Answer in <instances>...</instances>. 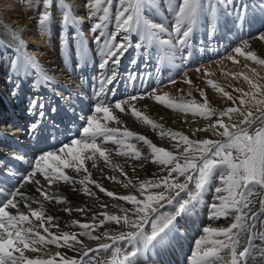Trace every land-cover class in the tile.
<instances>
[{"label":"snow or ice","instance_id":"snow-or-ice-1","mask_svg":"<svg viewBox=\"0 0 264 264\" xmlns=\"http://www.w3.org/2000/svg\"><path fill=\"white\" fill-rule=\"evenodd\" d=\"M56 2L59 3V0ZM114 3V29L112 32H106L111 19L109 13ZM232 3L233 0H164V9L171 16L169 21L168 17L163 16L164 10L159 8L157 0H85L87 14L94 20L90 29L95 34L93 43L100 45L98 54L101 56V62L98 68L101 73L93 93L97 100L94 107L89 108V114L81 117L83 124L74 134L67 135L64 142L55 146V150L38 148L32 160L28 161L29 167L24 169V175L20 176V183L8 192L0 191V264H56L54 259H31L24 254L25 251L37 252L36 245L45 249L48 245L68 248L80 256L79 259L68 258L57 252L56 256L60 257L59 264H88L93 258L90 253H99L102 250L107 252L113 245L116 247L112 264H139L140 261L148 264L153 251L162 250L171 237L181 234L184 218L190 215L202 194L209 189L213 192V200L208 204L210 219L232 217V222L224 228L205 226L188 257V264H249V260L264 264V248H256L251 243L257 235L256 223L259 217L264 215V211L251 212L253 197L257 196L254 189L264 190V84L259 82L264 77H260L256 68L250 69V75L233 74L242 76L251 89L245 92L243 89L234 88L235 92L241 93L239 97L225 91L211 78L206 79L207 85L232 101L233 106L223 111L211 108L206 98L204 103H197L195 100L177 102L166 92L158 94L156 88L148 91L141 89L115 101L106 99L109 94L115 95L114 81L118 77L117 69L129 47L143 49L147 53L154 45L157 51H163L167 47L169 51L179 49L183 53L184 49L190 46L193 32L201 26L202 21H207L209 38L214 34L217 4L226 11ZM52 5L53 0H44L41 7L39 24L42 31L50 19L49 10ZM61 10L65 26L70 24L75 27L81 22L72 15V8L66 0ZM146 10L155 11L158 17L163 18L160 22H154L145 15ZM245 10L246 6H241L237 19L243 18L241 13ZM261 10L264 11V6H261ZM133 34L137 36L135 44L132 43ZM76 38L79 41V55L86 61L88 48L79 31ZM252 38L264 41V31H258ZM173 40L175 44L172 43ZM10 47L11 45L6 44L0 46V50ZM25 48L26 45L21 39L14 49V55L21 61L25 76L32 75L34 84L43 81L51 85V76L44 72L38 59L25 51ZM248 49V40L242 38L240 46L232 49L235 55L226 58L238 63L236 57L243 56L253 64L264 67V58ZM187 55H190V52ZM187 55L184 59H187ZM105 69L107 74H104ZM195 71L200 73V68L197 67ZM184 75L187 77L186 73ZM203 75L208 77L209 73L205 71ZM17 79L23 77L18 75ZM135 79L134 75L129 76L130 81ZM185 82L192 85L190 79L186 78ZM170 83H175V80ZM109 85L113 87L109 89ZM17 89L18 85L14 87L12 95H17ZM197 90L201 97H205L202 89ZM188 95L191 96V89ZM141 99H152L174 111L191 113L208 120L209 123L205 127L194 129L193 135L195 132H210L216 138L190 139L182 132L165 130L162 125L155 123L137 109L136 102ZM116 110L130 114L153 130H158L161 138L167 136L175 141L172 146L175 151L158 147L144 135L127 128L122 129L120 125L123 121L115 114ZM28 111L30 115L38 117L29 125V134L34 137L40 118L44 116L43 99L36 96L30 98ZM234 115L239 119H234ZM214 116L216 119L212 121ZM110 124L113 126H109ZM133 140L143 142L150 150V156H144L136 144L131 142ZM44 142L46 143V140ZM108 143L118 146L117 155L135 160L151 158L153 163L162 166L160 171L165 175L139 182L138 191L141 198L134 194L117 197L112 191L91 179V172L85 164L86 161H92L91 166L95 168L96 160L102 158L113 169L120 168V165L113 164L110 159V150L105 147ZM66 169H71L75 175H69ZM120 171L127 179V173L123 172L122 168ZM81 172L86 175L77 179ZM37 174H40V178H37ZM109 179L116 181L117 177L112 176ZM60 181L73 185L78 183L83 186V191L91 196H95V193L90 191L88 184H94L107 197L125 201L131 207L121 206L120 215L107 212L94 214L89 223L73 220L71 224L78 227L79 231L53 232L51 229H58V225L53 223L56 218L45 215L43 205L20 189L30 183L36 186V191L43 199H55L58 203H63L62 197L54 196L49 191L51 185ZM124 186L137 187L130 179ZM259 202L261 209H264V191L259 196ZM33 204H39V207L34 208ZM63 210L69 213L72 211L70 208ZM77 211L86 213L85 209ZM98 216L101 218L98 219ZM106 222H114L127 230L115 235H110L107 231L94 235L96 228ZM245 233H248L249 246L238 251L240 240ZM259 235L264 241V232ZM81 236L89 240L107 239L112 243H99L96 248H92L80 239ZM121 243L127 248L122 258L119 247Z\"/></svg>","mask_w":264,"mask_h":264},{"label":"bare ground","instance_id":"bare-ground-1","mask_svg":"<svg viewBox=\"0 0 264 264\" xmlns=\"http://www.w3.org/2000/svg\"><path fill=\"white\" fill-rule=\"evenodd\" d=\"M66 2L72 8V15L81 22L75 27L70 24L65 26L62 22L61 10L65 0H59V3L53 0V5L49 10L50 19L42 31L39 20L44 0H0V9H4L0 11V46L11 45L7 50H0V170L15 171L19 178L24 175L22 167L25 169L29 167L28 161L33 158L30 154L34 155L38 148L55 150L56 141L64 142L67 135L74 134L83 124L81 117L89 114V108L94 107L97 100L93 93L96 81L100 78L101 70L98 65L101 62V56L98 54L100 45L93 43L95 34L90 31L94 20L90 19L87 14L84 7L85 0H66ZM157 4L161 10H164L163 16L168 17L170 21L171 16L164 9V0H157ZM115 11L116 5L114 3L109 13L111 19L105 29L106 32H112L114 29ZM145 15L154 22H160V19L163 18L158 17L155 11L149 12L146 10ZM256 24L258 23L254 22L251 27L249 26L245 30L239 28L238 30L221 33L215 23L214 34L209 38L207 21H202L201 26L193 32L190 46L184 49L183 53L179 49L174 52L169 51L167 47L163 51H157L154 45L149 48L147 53L143 49L137 50L134 47H129L123 54L117 69L118 77L114 81L115 95L109 94L106 99L115 101L126 98L130 94L141 91V89L148 91L151 88H156L158 94L166 92L170 98H175L177 102H192L195 100L197 103H204L206 98L208 105L217 111L232 107V101L227 100L221 93L207 85L206 79L211 78L225 91L231 93L234 97H239L241 93L235 92L234 88L243 89L245 92L251 91V89L242 76H234L233 74L245 73L250 75V69L255 67L260 77H264V67L253 64L243 56L236 57L238 63L226 58L229 55H235L232 49L240 46L242 38L248 40V50L255 52L260 58H264V41L252 38L259 29L264 31V23L262 26ZM171 30L169 26V31ZM77 31L84 38L88 48V59L86 61L82 60L79 55ZM131 38L132 43L135 44L137 36L133 34ZM162 38L166 39L167 36H162ZM21 39L26 45L25 51L34 55L44 72L51 76V85L43 81L34 84L32 75L25 76L21 61L17 60L16 55H14V49ZM119 39L120 36L118 35L117 41ZM172 43L175 44V40ZM189 52L190 55H187V59H184L186 56L184 53L188 54ZM157 57L160 58L158 63H155ZM150 60L151 62H149ZM142 62L146 63L143 65ZM197 67L200 68V73L195 71ZM103 71L104 74H107V69ZM205 71L209 73L208 77H204ZM185 73L187 77H185ZM18 75L23 79H17ZM130 75H134L136 79L130 81ZM186 78L192 81L191 86L185 82ZM172 80H175V83L166 86L167 82ZM259 82L264 84V79H260ZM17 85V95L14 96L12 92ZM112 87L113 85L108 86L109 89ZM190 89L191 96L188 95ZM197 89H202L205 97H201ZM33 96L42 98L44 102V116L40 118L39 127L34 137L29 134V125L36 121L38 117L30 115L28 111L29 100ZM237 106H239L238 100ZM136 107L155 123L162 125L165 130L171 129L175 132H182L190 139L216 138L210 132H195L193 135L194 129L205 127L209 121L193 116L191 113L185 114L178 110L174 111L152 99L138 100ZM52 109H55V111ZM115 114H118L120 120L123 121V124L120 125L122 129L126 126V122L131 123V125L132 123H140L150 127L130 114L119 113L118 110ZM233 118L239 119L235 115ZM215 119V116L212 117V121H215ZM69 122L70 125L68 126ZM225 122H228L227 118H225ZM109 126L113 125L110 124ZM164 141L167 142L164 148L175 151L172 147L175 141L168 137ZM131 142L135 143L142 153H150L147 146L140 141L133 140ZM105 147L110 150L112 163L120 165L123 172L127 173V179L121 174L120 168L113 169L102 158L96 160L97 166L95 168L91 166L92 161H86L85 164L91 172V178L97 180L100 185L108 191H112L117 197L134 194L141 198L138 191L139 182L157 179L165 175L164 172L160 171L162 166L153 163L151 158L149 160L133 161L135 159L129 160L131 158L125 159L117 155V145L108 143ZM65 171L69 175H75L71 169ZM80 174H83V172ZM112 176H116L117 180L109 179ZM37 178H40V174H37ZM77 179L79 178L77 177ZM128 179L132 180V183L137 187H125L124 185ZM88 187L91 192L95 193V196L86 194L83 191V186L78 183L75 185L62 181L54 183L49 191L54 196L62 197L64 199L63 203H58L55 199H43L40 193L36 191V186L30 183L26 184L20 191L38 200L43 205L45 215L56 218L53 223L58 225V229H51L53 232L58 230L59 232L79 231L78 227L71 224L73 220L89 223L94 214L103 213L109 208H112L117 214L120 213L121 206L131 207L125 201L107 197L99 190H91V188H94L92 184H88ZM0 191L8 192L10 189L0 188ZM212 200L213 192L209 189L202 194V198L190 215L184 218L183 226L180 229L181 234L171 237L162 250L153 251L148 264H188V257L194 250L195 242L202 235V229L205 226L228 227L232 222V217L210 219L211 212L208 204ZM102 205L107 207H102ZM113 205H116V207H113ZM33 207H39V204H33ZM65 208L72 209L71 213L64 211ZM77 209H85L86 213L77 211ZM21 210H23V205H21ZM262 211L264 209L260 208L254 210V213ZM99 218L101 217L98 216ZM30 219L34 218L30 217ZM257 223V226H255L257 235L251 243L256 248H264V241L260 239L259 235V233L264 232V215L259 217ZM123 229L125 228L112 222L96 228L93 234L99 235L107 231L110 235H115ZM80 239L92 248H96L99 243H112L107 239L89 240L84 236H81ZM241 239L244 242L240 250H243L244 247L249 246L248 233H245ZM123 246V243L119 245V247ZM36 247L37 252L25 251L24 254L31 259H54L56 264H59L60 261V257L56 256L57 252L68 258H80L77 252L68 248L55 245H48L46 249L40 245H36ZM113 247H116V245H113L107 252L102 250L99 253H90L93 258L89 260L88 264H112L114 259ZM224 255L227 254L224 253ZM256 263L257 261L254 263L249 260V264ZM139 264H143V261H140ZM257 264H259V261Z\"/></svg>","mask_w":264,"mask_h":264},{"label":"rangeland","instance_id":"rangeland-1","mask_svg":"<svg viewBox=\"0 0 264 264\" xmlns=\"http://www.w3.org/2000/svg\"><path fill=\"white\" fill-rule=\"evenodd\" d=\"M241 6H246V10L243 13H241L242 17L244 18V19L242 18V20L237 19V13L240 11ZM261 6H264V0H233L231 7H228L226 11H225V9L221 8L219 4H217L216 17H215L216 26L221 33L228 32L230 30H233V31L238 30L239 28H242L243 30H245V29H248L249 26L251 27V25H253L254 22L258 23L259 25L261 24V26H262V24L264 23V11L261 10ZM233 9H236V10L234 11ZM226 12H227V14H226ZM258 24H256V25H258ZM259 31H261V30L259 29ZM184 55H187V54L184 53ZM159 58L160 57H157V59H155L156 60L155 63H158ZM149 62H151V60ZM145 63L142 62L143 65ZM168 84L170 85L171 83L167 82L166 86H168ZM121 96H123V94H121ZM125 124H126V126H124L123 128H127L128 130L136 132L139 135L146 136L148 139H151L153 141V143L157 144L158 147H164L167 144V142L164 141V140H167V136H165L164 138H161L160 135L157 134L158 131L153 130L151 127H146L144 125H141L140 123H138V124L132 123V125H131V123L126 122ZM69 125H70V122L68 123V126ZM141 143H143V142H141ZM142 154L144 156H147L150 153H147V154L142 153ZM120 157L125 158V159L130 158V157H127V156L124 157L121 155H120ZM149 159H146V160H149ZM129 160H133V159L131 158ZM133 161H143V159L133 160ZM84 175H86V174L85 173L80 174L78 176V178L80 179L81 176L83 177ZM92 180L97 181L95 179H92ZM92 185H94V184H92ZM191 188H192V186H191ZM91 190L98 191V189L95 187V185H94V188H91ZM254 191L257 193V196L253 197V202L251 205V211L252 212H254V210L255 211L259 210L261 208L260 202H259V196H260L259 194L261 193L262 190L260 188H256V189H254ZM110 210H112L111 211L112 213L110 212ZM105 212H107L109 214H116V211L114 212V210L112 208L111 209L109 208V210H107ZM120 214H121V212L117 213V215H120ZM107 223H112V222H106L105 225ZM257 224L258 223H256V226H257ZM105 225H103V226H105ZM126 230L127 229H123L120 231H126ZM243 242H244V240L241 239L240 240V247L238 248V251H241L240 249L242 247ZM120 248H121V256H122L126 252L127 248L125 247V245L123 247H120ZM114 249H115V247H113V250ZM253 262L255 263L256 261H253ZM257 263H258V261H257Z\"/></svg>","mask_w":264,"mask_h":264}]
</instances>
